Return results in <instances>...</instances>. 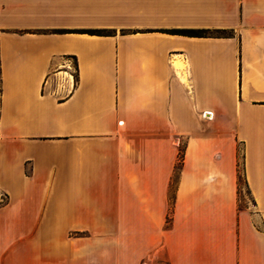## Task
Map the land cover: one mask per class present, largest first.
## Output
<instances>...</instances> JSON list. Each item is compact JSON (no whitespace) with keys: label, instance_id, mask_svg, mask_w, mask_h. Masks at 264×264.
<instances>
[{"label":"crops","instance_id":"obj_1","mask_svg":"<svg viewBox=\"0 0 264 264\" xmlns=\"http://www.w3.org/2000/svg\"><path fill=\"white\" fill-rule=\"evenodd\" d=\"M0 264H264V0H0Z\"/></svg>","mask_w":264,"mask_h":264},{"label":"trees","instance_id":"obj_2","mask_svg":"<svg viewBox=\"0 0 264 264\" xmlns=\"http://www.w3.org/2000/svg\"><path fill=\"white\" fill-rule=\"evenodd\" d=\"M170 35L184 36V37H192V38H231L233 37V32L230 30H208V29H173L169 31H165ZM70 33L77 34H86L90 36H107L109 34L106 30H77L71 31ZM73 59V68L76 72L77 66L75 58ZM76 79V76L74 75ZM241 184H243L242 174L239 172L238 180H237V188L238 193L240 194Z\"/></svg>","mask_w":264,"mask_h":264},{"label":"rangeland","instance_id":"obj_3","mask_svg":"<svg viewBox=\"0 0 264 264\" xmlns=\"http://www.w3.org/2000/svg\"><path fill=\"white\" fill-rule=\"evenodd\" d=\"M72 74H74V72H72ZM238 156H239V172L242 174V151L241 149L239 150ZM242 188H243V184H241V189Z\"/></svg>","mask_w":264,"mask_h":264}]
</instances>
